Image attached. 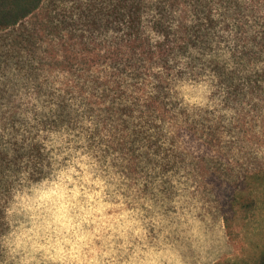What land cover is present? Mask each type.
<instances>
[{"label":"trees","instance_id":"16d2710c","mask_svg":"<svg viewBox=\"0 0 264 264\" xmlns=\"http://www.w3.org/2000/svg\"><path fill=\"white\" fill-rule=\"evenodd\" d=\"M71 2L67 6L53 0L39 23L20 29L10 44L16 46L23 78L36 81L38 96L44 91L41 78H45L49 100L57 105L51 115L44 114L40 123L47 128L81 118L93 120L96 127L90 146L105 144V154L119 152L127 161L120 170L144 176L146 183L161 176L162 185L169 184L164 174L175 167V162L187 161L199 175L201 186H210L225 227L233 236L240 216L254 214L264 206V161L253 154L257 147H264V3ZM44 3L45 0H0V33L17 27ZM153 33L163 39L153 43ZM181 58H186L184 69H179ZM155 68L161 71H153ZM175 69H179L175 76L180 78L202 75L206 70L214 73L216 92L222 93V107L230 115L217 118L209 110L192 115L181 110L182 118L169 115V88ZM53 72L67 74L61 81L62 93L52 90ZM15 111L9 119L16 116ZM24 111L31 110L26 107ZM158 119L172 121L171 136L162 130V124H156ZM18 123L25 132L21 133L22 139H9L0 149V174L13 167L19 170L18 161L25 156L34 161V168L43 159L42 145L32 144L25 134L32 135L27 121L16 118L13 128ZM101 132L106 133V138L101 136L97 142L95 137ZM225 133L229 139L223 142ZM9 151L15 154L11 159ZM230 154L233 159L247 158L245 164L232 166L238 170L233 181L223 179L224 175L210 179L199 174L204 170L200 166L231 167L227 163ZM157 167L159 172L155 171ZM234 264H264V246L249 259Z\"/></svg>","mask_w":264,"mask_h":264},{"label":"clouds","instance_id":"9594fccd","mask_svg":"<svg viewBox=\"0 0 264 264\" xmlns=\"http://www.w3.org/2000/svg\"><path fill=\"white\" fill-rule=\"evenodd\" d=\"M152 35L153 43L163 39ZM181 61L179 69H184L186 58ZM179 69L173 70L170 81L169 115L181 117V110L188 115L214 111L217 118L230 115L222 107V93L213 96L217 91L214 73L206 70L180 78L175 76ZM56 75L60 80L53 82L52 90L62 93L60 81L67 74L52 73ZM147 87L151 90L152 85ZM19 95L26 101L20 116L34 135L30 142L42 145L43 159L34 168V161L25 156L18 161L19 170L13 167L0 174V264H207L208 250L226 239L225 221L187 161L175 162L164 174L169 181L166 196L156 189L155 198L142 194L146 181L135 184L120 170L127 161L119 152L105 154V144L90 146L96 127L93 120L81 118L45 128L40 121L57 105L45 106V98L38 99L34 90L27 96L21 90ZM33 105L34 111H24ZM171 123L156 120L169 136ZM101 136L106 138V133L96 136L97 142ZM228 139L225 133L222 141ZM253 154L261 160L264 147H257ZM14 155L8 152L10 159ZM246 159L229 157L227 163L239 166Z\"/></svg>","mask_w":264,"mask_h":264},{"label":"rangeland","instance_id":"374dc122","mask_svg":"<svg viewBox=\"0 0 264 264\" xmlns=\"http://www.w3.org/2000/svg\"><path fill=\"white\" fill-rule=\"evenodd\" d=\"M53 0H45L42 8L36 12L33 16L23 21L15 28H11L5 30L0 33V149H4L9 141V139L15 140L17 136H20L21 139L23 135L21 134V125L18 123L13 128V120L20 117V112H16L15 110L20 111V107L25 105L26 101L20 98L21 90L24 91V95L27 96L30 94V90H34L36 95V81L33 80H25L23 78V73L19 63H17L18 57L15 52L16 46L10 45L13 41V38L18 34L20 29H25L26 27H33V25L39 23V19L44 17L47 13V10L52 5ZM64 2V5L71 6L73 0H60ZM58 5V4H57ZM226 56V55H225ZM48 77V75L45 73ZM45 82V88L43 93L40 96L37 95V98L44 97L45 99L42 103L47 106L51 104V100H49L48 93V83L45 78H43ZM50 80L57 81L60 80L59 75L51 76ZM62 81V80H61ZM60 83L62 84V82ZM4 91H7V94H4ZM4 96H3V94ZM218 95L217 92L213 93V96ZM26 108V107H25ZM24 108V109H25ZM35 105L30 109L34 111ZM16 116L9 119V117L14 113ZM195 113V112H194ZM35 118V116H34ZM20 125V127H17ZM257 127L259 123L256 124ZM34 126V125H33ZM23 128V127H22ZM17 131V136H16ZM25 132V128H24ZM15 133V134H14ZM32 134V133H31ZM28 136H34L27 134ZM233 154H230L229 157H232ZM228 158L225 157L224 161ZM222 159V158H221ZM261 160L264 161V158ZM222 167V166H221ZM219 165L217 167H199L200 173H204L208 178L220 177L219 175H224L223 179L233 181L234 177H236L238 170H234L233 167L229 166L227 168H221ZM39 171V169H37ZM229 174H228V173ZM219 173V174H218ZM235 173V174H234ZM3 174V172L1 173ZM226 174V175H225ZM130 180L135 184H139L140 180H145L144 176L138 175H128ZM160 180V184H156L157 180ZM162 177L158 176L144 184L143 189L141 190L142 194H151L154 198L157 195V192L154 189L158 190L161 197L166 196L169 192V187L167 185H162ZM146 181V180H145ZM154 181V182H153ZM150 185L152 187H150ZM129 187H132V184H129ZM203 192L206 197L211 199L216 208L218 214L221 215L219 210L218 202L212 194L210 190V186H202ZM212 188V187H211ZM226 228V227H225ZM234 233L233 236L229 235L227 228L225 232L226 239H224L222 245H213L212 248L208 250L207 264H234L236 262H240L241 260L249 259L253 255L257 254L263 246H264V206L259 209L256 213L250 214L248 216L242 215L237 220L233 227Z\"/></svg>","mask_w":264,"mask_h":264}]
</instances>
